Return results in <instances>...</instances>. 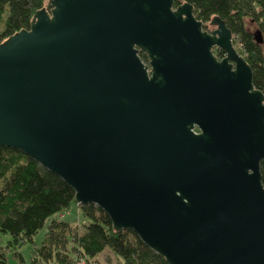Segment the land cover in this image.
Segmentation results:
<instances>
[{
	"label": "water",
	"instance_id": "95a60500",
	"mask_svg": "<svg viewBox=\"0 0 264 264\" xmlns=\"http://www.w3.org/2000/svg\"><path fill=\"white\" fill-rule=\"evenodd\" d=\"M175 1L48 0L0 43V146L167 264H264V94L225 22Z\"/></svg>",
	"mask_w": 264,
	"mask_h": 264
},
{
	"label": "trees",
	"instance_id": "16d2710c",
	"mask_svg": "<svg viewBox=\"0 0 264 264\" xmlns=\"http://www.w3.org/2000/svg\"><path fill=\"white\" fill-rule=\"evenodd\" d=\"M188 2L194 16L208 31L210 20L219 16L232 32V42L252 69V82L264 94V0H176L174 6ZM49 10L48 0H0V43L19 30L28 29L34 13ZM261 31L263 42L257 43L247 25ZM217 58L225 53L213 49ZM141 59L147 61L144 53ZM264 186V159L260 162ZM84 217H66L71 208ZM63 215L64 217H60ZM46 227L42 242L34 250L30 264H99L96 256L105 249L118 259V264H167L164 259L131 230L116 231L108 215L93 203L80 205L74 190L55 173L47 170L17 149L0 146V233L10 239L14 257L17 248L31 242ZM0 264H7L0 251Z\"/></svg>",
	"mask_w": 264,
	"mask_h": 264
},
{
	"label": "rangeland",
	"instance_id": "374dc122",
	"mask_svg": "<svg viewBox=\"0 0 264 264\" xmlns=\"http://www.w3.org/2000/svg\"><path fill=\"white\" fill-rule=\"evenodd\" d=\"M248 29L251 31V33L254 34V32L257 30V27L254 24L247 25ZM214 29V26H209L208 31H211ZM236 49L239 50L240 46L236 45ZM262 49L264 51V42L262 43ZM66 217H75L77 218L78 223H83L84 217L81 214V211L78 210V208H74V206L71 208V212L63 214ZM61 215L60 217H64ZM46 230V227H43L39 230V232L33 237V240L31 242H25L21 244L17 250L21 254V257H14L12 255V248L7 247V242L10 239V235L7 233H0V251H4L7 259V264H30V259L34 255V250L39 247V245L42 242V238L44 235V232ZM97 262L99 264H118V259L116 256L108 249H105L103 252L98 254L96 256Z\"/></svg>",
	"mask_w": 264,
	"mask_h": 264
},
{
	"label": "flooded vegetation",
	"instance_id": "af4514ba",
	"mask_svg": "<svg viewBox=\"0 0 264 264\" xmlns=\"http://www.w3.org/2000/svg\"><path fill=\"white\" fill-rule=\"evenodd\" d=\"M140 53V52H139ZM142 53V52H141ZM146 55V54H145ZM140 56V55H139ZM146 57H147V55H146ZM141 58V57H140ZM145 64H147L148 65V62H149V59H148V57H147V61H144L143 59H141Z\"/></svg>",
	"mask_w": 264,
	"mask_h": 264
}]
</instances>
